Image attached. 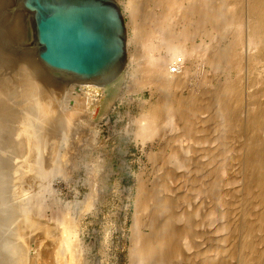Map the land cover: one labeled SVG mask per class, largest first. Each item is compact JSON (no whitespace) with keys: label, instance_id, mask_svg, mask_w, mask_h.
<instances>
[{"label":"bare ground","instance_id":"1","mask_svg":"<svg viewBox=\"0 0 264 264\" xmlns=\"http://www.w3.org/2000/svg\"><path fill=\"white\" fill-rule=\"evenodd\" d=\"M117 1L133 30L128 39V44L134 42L132 88L150 90L139 114L130 118L134 129H126L145 150L150 146L148 160L158 162L152 179L139 175L137 180L128 264H264V0ZM220 35L228 39L222 48L216 46ZM207 67L223 69L225 80L216 78L217 84L205 89L201 82L208 83ZM232 68L238 75L232 77ZM253 72L258 76L251 78ZM35 74L42 84L44 79ZM54 79H49L54 97L39 99L37 105L46 118L67 110L68 139L83 111L93 116L104 91L97 81ZM59 90L68 92L66 101H73L72 106L55 96ZM87 123L97 137V124L91 118ZM28 126L18 133L26 132L31 155L37 138ZM197 152L201 154L195 156ZM235 159L236 166L228 164ZM229 169L234 176L227 174ZM229 198L232 213L220 214ZM216 218H225L223 225L208 241L202 239L206 222ZM81 225L80 218L73 234L76 243L82 241L77 232ZM49 235L55 239L58 234ZM77 249L76 264H81Z\"/></svg>","mask_w":264,"mask_h":264},{"label":"rangeland","instance_id":"2","mask_svg":"<svg viewBox=\"0 0 264 264\" xmlns=\"http://www.w3.org/2000/svg\"><path fill=\"white\" fill-rule=\"evenodd\" d=\"M121 9L128 20L122 6ZM141 12L136 18L138 23L143 17ZM127 30L129 39L133 30L131 27ZM224 35L217 38L216 46H226L228 39ZM206 40L210 41L209 38ZM128 41L125 70L114 82L102 87L103 97L93 116L89 111H83V120L78 127L74 126L78 132L71 128L72 135L67 139L64 138L69 128L67 110L46 118L40 115L37 101L54 97L49 92L50 80L54 78L73 83L81 80L66 72L50 70L40 61L35 50L32 14L17 5L16 0H0V264H76L75 247L78 244L81 264H128L129 225L137 180L139 175L152 179L158 170V162L148 160L150 146L145 150L129 133L135 127L130 118L139 114V104L150 98V90L132 88L129 72L134 42L128 44ZM200 41L197 38V42ZM232 70V77L238 75L236 69ZM209 71L208 83L201 82L205 89L217 84V79L225 80L226 77L223 69ZM35 72L44 79L42 84ZM255 72L251 78L258 76ZM241 75L244 78V72ZM197 77L199 79L200 75ZM56 92L55 96L64 106L73 105V101H66L67 91ZM76 92L74 89V94ZM242 110L243 105H240L237 109L239 116ZM90 118L97 124V137L89 131L87 122ZM24 124L29 125L37 138L31 155L28 154L26 132L19 134L21 128L24 130ZM237 161L228 164L236 166ZM228 172L232 176L235 174L232 169ZM228 201L227 206L221 208L224 212L219 210L220 214L232 213L234 202L230 198ZM80 218L82 225L77 232L82 241L76 243V221ZM211 220L202 229V239H209L222 223L221 218ZM52 231L58 234L55 239L49 235ZM196 249L195 246L193 251Z\"/></svg>","mask_w":264,"mask_h":264},{"label":"water","instance_id":"3","mask_svg":"<svg viewBox=\"0 0 264 264\" xmlns=\"http://www.w3.org/2000/svg\"><path fill=\"white\" fill-rule=\"evenodd\" d=\"M32 14L35 50L50 70L114 82L127 65L128 30L117 0H16Z\"/></svg>","mask_w":264,"mask_h":264}]
</instances>
